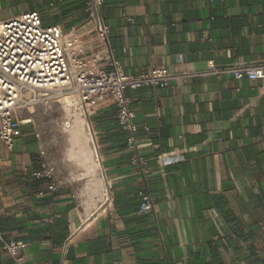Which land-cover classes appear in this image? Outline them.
Here are the masks:
<instances>
[{"label":"crops","instance_id":"1","mask_svg":"<svg viewBox=\"0 0 264 264\" xmlns=\"http://www.w3.org/2000/svg\"><path fill=\"white\" fill-rule=\"evenodd\" d=\"M29 10L65 30L88 20L82 0H0V19ZM103 17L126 71L192 74L126 90L150 173L130 163L116 108L104 106L91 117L92 182L78 196L70 185L39 196L48 180L35 185L39 143L24 129L3 150L0 235L29 243L28 264H264V78L204 74L210 60L264 64V0H105ZM99 178L102 202L85 190ZM144 187L153 211L141 208ZM0 264H14L1 241Z\"/></svg>","mask_w":264,"mask_h":264},{"label":"built area","instance_id":"2","mask_svg":"<svg viewBox=\"0 0 264 264\" xmlns=\"http://www.w3.org/2000/svg\"><path fill=\"white\" fill-rule=\"evenodd\" d=\"M82 1L88 20L70 30L59 24H44L38 10L0 19V164L7 160L3 150L13 153L24 129L30 127L39 143L37 165L32 173L37 179L49 180L37 192L39 196L73 183L59 156V132L70 134L73 116L79 112L88 119L95 136L91 117L109 105L116 108L118 124L127 133L130 163L146 179L149 161L140 147L137 113L130 107L126 90L144 86L162 89L173 79L192 75L176 74L165 65H152L138 74L126 71L110 47L111 26L103 17L105 0ZM179 59L182 61L183 57L180 55ZM208 63L204 74H228L239 80L264 78V64L218 67L214 60ZM57 103H64L69 114L52 121ZM146 129L149 130L147 126ZM93 143L99 154L97 140ZM159 162L164 165L165 154L160 155ZM139 194L142 210L153 211L154 200L148 188L144 187ZM54 219L53 212L50 221ZM0 241L14 264H28L24 250L29 243L6 240L1 235Z\"/></svg>","mask_w":264,"mask_h":264},{"label":"rangeland","instance_id":"3","mask_svg":"<svg viewBox=\"0 0 264 264\" xmlns=\"http://www.w3.org/2000/svg\"><path fill=\"white\" fill-rule=\"evenodd\" d=\"M4 14H6V10L1 12V16H4ZM53 109H55V111H54L53 117L51 119L52 121L58 119L59 117L67 116L69 114L68 113L69 111H67V108L64 105V103H57L56 105H54ZM71 113H72V111H71ZM73 117H74V121L76 122L77 120H81L82 118H84V115H82L79 112H77V113L75 112ZM41 123H42V120H40L37 123V126L41 127ZM73 126H74V124H73ZM25 129H31V128L26 127ZM89 129H90V124H89ZM72 130H73V128L68 131L70 134H67V132L65 133L63 131L59 132V134H60L59 139L60 140L58 142V150H59L60 158L63 159L62 166H63L64 172L66 174L71 173V177L73 179L72 185H70V184H68V185L73 187L75 193L78 196L80 189L83 186H85L87 182H92L91 177L84 175V173L86 172V166L85 165L88 163H91L92 158L90 161H88V160H86V158L89 159V155H88V157L86 155L85 156L82 155L83 149L80 146L81 145L80 140L83 141L85 136H82V135H86V132L83 130V132L81 133L80 139L78 141H75V140H73V133H72L73 131ZM31 131H32V129H31ZM90 132H91V129H90ZM91 135H92V132H91ZM82 161H84V162H82ZM102 166H103V164H102ZM103 170H104V167H103ZM80 175L82 176V178H80L79 180H76L75 178H73V177L80 176ZM79 202H80L81 207L84 208L83 203L80 199H79Z\"/></svg>","mask_w":264,"mask_h":264},{"label":"bare ground","instance_id":"4","mask_svg":"<svg viewBox=\"0 0 264 264\" xmlns=\"http://www.w3.org/2000/svg\"><path fill=\"white\" fill-rule=\"evenodd\" d=\"M66 99L70 101L69 97H67ZM88 122L89 121H88V119L85 116L81 120H77L76 122L74 121V126L72 127L73 128V130H72L73 132L71 131L73 133V140H75V141H78L80 139V136H81V133L83 132V130L86 132V135H82V136H85L83 141L80 140V143H81L80 146L83 149L82 155H84V156L86 155L87 157L89 155V159L86 158V160H88V161H90L91 158H92V162L85 165L86 166V172L84 173V175H86V176H90L91 174H95V173L99 172V169L97 167L98 166V163H97L98 162L97 161V153H98V151H97V149H96L97 153L95 151V147H94V143H93L94 137H93V135H91L92 129H91V132H90V129H89L90 122L89 123ZM90 128H91V125H90ZM98 158H99V154H98ZM82 162H84V161H82ZM99 163H100V161H99ZM100 165H101V163H100ZM101 167H102V165H101ZM102 170H103V167H102ZM75 178L77 180H79L80 178H82V176L81 175L80 176H76ZM104 186L105 185H103L102 178H99V179H95L92 184L90 183L89 186L85 187V190L88 192V194H90V196H91V198L93 200H97L96 198H99V202L100 201L102 202V201H104L105 195H106V190H105Z\"/></svg>","mask_w":264,"mask_h":264},{"label":"trees","instance_id":"5","mask_svg":"<svg viewBox=\"0 0 264 264\" xmlns=\"http://www.w3.org/2000/svg\"><path fill=\"white\" fill-rule=\"evenodd\" d=\"M44 179L45 178H41V179H37V178H35V185L38 187V189H39V187L40 186H42L43 184H44ZM48 180V179H47ZM48 183H49V180H48ZM140 195V194H139ZM141 197V196H140ZM142 199V198H141Z\"/></svg>","mask_w":264,"mask_h":264},{"label":"water","instance_id":"6","mask_svg":"<svg viewBox=\"0 0 264 264\" xmlns=\"http://www.w3.org/2000/svg\"><path fill=\"white\" fill-rule=\"evenodd\" d=\"M94 137V141L96 142V136H93ZM101 163V162H100ZM101 165H102V163H101ZM106 175V174H105Z\"/></svg>","mask_w":264,"mask_h":264}]
</instances>
